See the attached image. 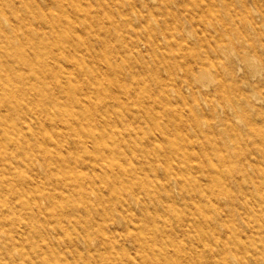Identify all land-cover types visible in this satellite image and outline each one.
Segmentation results:
<instances>
[{"label": "rangeland", "instance_id": "rangeland-1", "mask_svg": "<svg viewBox=\"0 0 264 264\" xmlns=\"http://www.w3.org/2000/svg\"><path fill=\"white\" fill-rule=\"evenodd\" d=\"M261 9L0 0V264H264Z\"/></svg>", "mask_w": 264, "mask_h": 264}, {"label": "bare ground", "instance_id": "bare-ground-1", "mask_svg": "<svg viewBox=\"0 0 264 264\" xmlns=\"http://www.w3.org/2000/svg\"><path fill=\"white\" fill-rule=\"evenodd\" d=\"M261 14H263V15H264V12H263V10H262V9H261ZM263 15H262V16H263Z\"/></svg>", "mask_w": 264, "mask_h": 264}]
</instances>
